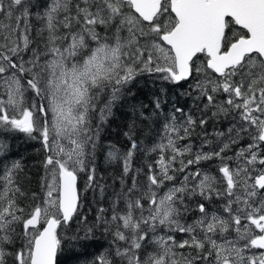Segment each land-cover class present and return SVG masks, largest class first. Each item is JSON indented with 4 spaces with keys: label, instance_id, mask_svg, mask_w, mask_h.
Instances as JSON below:
<instances>
[{
    "label": "snow or ice",
    "instance_id": "6c2138e0",
    "mask_svg": "<svg viewBox=\"0 0 264 264\" xmlns=\"http://www.w3.org/2000/svg\"><path fill=\"white\" fill-rule=\"evenodd\" d=\"M146 74L193 81L195 109L142 150L149 106L131 105L100 183L103 127ZM15 133L39 141L45 176L30 192L20 161L0 167V264H58L81 241L102 250L80 264H264V0H0V135ZM82 174L107 201L93 220Z\"/></svg>",
    "mask_w": 264,
    "mask_h": 264
},
{
    "label": "trees",
    "instance_id": "16d2710c",
    "mask_svg": "<svg viewBox=\"0 0 264 264\" xmlns=\"http://www.w3.org/2000/svg\"><path fill=\"white\" fill-rule=\"evenodd\" d=\"M193 83V81H186L181 82L180 85H172L161 81L157 75L150 76L146 74L138 77L133 86V92L136 93L135 99L126 98L123 103H117L113 108V115L109 117V121L103 127L101 135L104 150L103 152L98 150L96 156V164L98 166L97 176L103 178L100 180V183L107 182L111 185L114 182L115 174L119 171L116 162L109 163L105 158L108 147L115 145L121 150H126L129 146L123 133L128 130V125L134 118L131 105L135 104L138 106L140 103H143L149 106L147 108L145 124L140 125L139 120L137 121L138 125L143 128V132L139 137L141 149L143 150L146 146H150L152 141L159 139V134L162 132L164 123L163 116L165 114L171 113L173 108L177 106L182 107L185 112L195 109L192 99V95L194 94ZM157 96L160 97L163 106V110L159 112V119L157 115L153 114V108L151 106V102ZM226 126L227 122L225 121L222 127L225 128ZM208 130L209 132L212 131L211 125H209ZM197 132H199V129H197ZM192 139L195 145L198 146L200 144V140L195 136ZM0 140H3L9 146L6 156L0 153V156L4 157L0 161V167L14 160L20 161L23 166V171L20 174L23 187L30 192L34 191L39 193L42 178L45 176L43 165L45 153L39 141L31 140L24 134L19 133L0 135ZM144 163H147V155L142 151L135 157V166H140ZM204 166L209 167V164L205 163ZM84 184L85 181L82 174L80 181L81 193L84 198L82 212L88 216L89 220H93L98 207L106 206L107 201L101 200L99 190L93 191L89 189L85 191ZM76 227L77 222H73L72 231L68 233V236L75 234ZM81 235L83 234L81 233ZM95 237L98 244H105L101 232H96ZM81 244H84L85 247L82 248L80 246ZM100 250L102 249L98 248L95 243L89 245L85 241L75 244L69 242L65 244L63 252L58 257V264H80V260L74 257V252L86 251L94 255Z\"/></svg>",
    "mask_w": 264,
    "mask_h": 264
},
{
    "label": "rangeland",
    "instance_id": "374dc122",
    "mask_svg": "<svg viewBox=\"0 0 264 264\" xmlns=\"http://www.w3.org/2000/svg\"><path fill=\"white\" fill-rule=\"evenodd\" d=\"M226 127H227V126H226ZM226 127H225V128H226ZM209 166H210V165H209Z\"/></svg>",
    "mask_w": 264,
    "mask_h": 264
}]
</instances>
